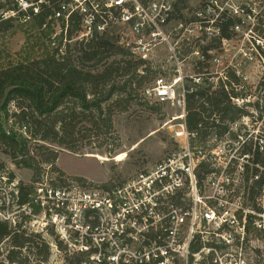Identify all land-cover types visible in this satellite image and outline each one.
Listing matches in <instances>:
<instances>
[{"label": "built area", "instance_id": "1", "mask_svg": "<svg viewBox=\"0 0 264 264\" xmlns=\"http://www.w3.org/2000/svg\"><path fill=\"white\" fill-rule=\"evenodd\" d=\"M0 4L5 6L0 22L21 25L48 10L41 30H51L46 42L58 59L73 56L71 45L114 37L141 64L139 72L146 69L154 78L147 94L183 112L174 119L181 121L174 133L178 150L113 187L65 177L61 186L46 177L21 204L20 184L1 175L0 221L29 234L43 236L52 229L69 253L97 250L91 259L109 264H264V184L252 200L250 187L260 174L245 180L247 167L264 169L243 153L249 145L263 151L264 133L246 140L250 133L237 130L246 117L225 123L224 134L207 137L190 132L185 123L186 94L201 87L238 94L230 97L237 108L248 103L250 69L264 72V0ZM200 166L209 169L201 183ZM10 204L15 206L11 214Z\"/></svg>", "mask_w": 264, "mask_h": 264}, {"label": "trees", "instance_id": "2", "mask_svg": "<svg viewBox=\"0 0 264 264\" xmlns=\"http://www.w3.org/2000/svg\"><path fill=\"white\" fill-rule=\"evenodd\" d=\"M4 7L0 4V11ZM49 13L46 10L34 22L26 25L18 24L15 20L0 22V152L9 156L17 168L33 172L31 184H20L21 204L29 202V195L34 192L33 185L41 181L44 173L41 163L49 164L52 180H55L53 184L58 182L62 186L66 183L63 179L65 175L54 165L57 153L51 151L47 144L74 150L76 127L80 126L85 131L82 137L90 138L91 132L99 126L98 121L103 112L109 110V102L115 93L120 89L124 91L128 83H132V90L141 88L149 79L148 71L144 69V73L139 72L141 64L132 60L113 61L99 69L102 63L99 55L113 51L114 55L123 53L116 41L111 39L79 44L78 55L67 56L64 60L56 58L55 52L46 42L51 30H41ZM21 33L25 42L20 50L11 53L7 44ZM90 63L93 65L86 66ZM125 76H132L125 81L126 86L119 87L111 83L115 77ZM236 96L238 94L227 93L222 89L211 91L210 86L186 94L187 129L203 137L211 133L222 135L228 131L225 123L253 117L245 109L232 104L230 97ZM254 107L258 113L257 119L262 120L264 106L255 103ZM122 111H127V108L124 106ZM103 125L111 128L110 117L106 118ZM243 153L251 154L253 164L264 169V148L260 151L259 146L249 145ZM37 155H41V163ZM208 171V166H200L197 170L200 183ZM3 174L14 179V174L8 173L6 165L0 162V176ZM258 174L259 180L250 187L252 200L260 195L264 171L247 167L246 182ZM67 179L98 186L82 178ZM113 186V182L100 185L106 188ZM54 242L59 250L65 252L63 264H109L105 260L97 262L91 259L98 253L97 250L69 253L57 238ZM3 244L7 247L1 252ZM1 253L6 255L0 264H31L30 258L37 257H42V264L49 260L51 247L41 234H29L21 230L19 225L13 228L9 222L0 221Z\"/></svg>", "mask_w": 264, "mask_h": 264}, {"label": "rangeland", "instance_id": "3", "mask_svg": "<svg viewBox=\"0 0 264 264\" xmlns=\"http://www.w3.org/2000/svg\"><path fill=\"white\" fill-rule=\"evenodd\" d=\"M106 39L116 41L114 37ZM24 42V35L22 33L17 34L8 42L7 48L11 53H15L20 50ZM116 44L118 46V43ZM71 47L73 56L78 55L79 44L71 45ZM122 51L123 53L120 55H114V51L99 55V58L102 59L99 69L113 61L132 60L124 50ZM132 61L134 62V60ZM92 65L90 63L86 66ZM249 73H251V77L247 83V89L250 96L243 109L252 114L253 117L242 119V122L237 125V130L242 128L243 133L249 132L250 135L246 140L252 136L251 139L255 141L258 134L264 131V116L262 121L257 122L254 119L258 117L254 104L259 103L261 107L264 106V72L261 74L258 69L251 68ZM130 77L132 76L115 77L111 83L123 87L126 86L124 85L125 81ZM153 79L152 76H149L148 81L141 88L132 90V83H128L124 91L121 89L117 91L112 101L109 102L111 104L109 110L103 112L98 121L99 126L91 132L90 138L82 137L85 131L80 129V126L76 127L74 150L59 147L56 144H47L51 151L57 153L58 158L54 165L66 178H82L95 185L108 182H113L115 185L124 182L136 173L154 167L178 150L180 145L174 139V133L179 129L178 124L181 121L174 119L181 116L183 112L170 104L156 103L147 94L146 91L152 86ZM103 106L107 108L106 104ZM124 106L127 108L125 112L122 111ZM108 117L112 123L110 129L103 125ZM120 153H123L125 158L123 161H116L115 156ZM95 156L107 158V161L102 162ZM37 160L41 163V155H37ZM0 162L6 165L8 173L14 174L15 180L19 184H31L33 176L31 170L17 168L10 157L2 152H0ZM48 165L41 163V170L44 171L41 177L42 181L47 179L46 177L48 179L51 177V173H49L51 169ZM207 184L208 182L205 183V185ZM5 190L10 194L8 185H6ZM3 191H0V198L4 194ZM6 211L10 214L13 213L15 206L10 204L6 207ZM43 236L50 243L51 256L47 262L42 264H63L65 252L59 250L54 242L57 237L56 232L48 229L43 233ZM63 246L66 245L63 244ZM6 247V244H3L1 252ZM5 255L4 253L0 254V262L5 259ZM41 259L42 257L30 258V262L31 264H40Z\"/></svg>", "mask_w": 264, "mask_h": 264}, {"label": "bare ground", "instance_id": "4", "mask_svg": "<svg viewBox=\"0 0 264 264\" xmlns=\"http://www.w3.org/2000/svg\"><path fill=\"white\" fill-rule=\"evenodd\" d=\"M183 116H179L178 118L176 119H179V118H182ZM92 156V155H91ZM98 158V160L102 161V162H105L107 161V158H104V157H101V156H95ZM125 158V155L123 153H120L118 155L115 156V160L116 161H123Z\"/></svg>", "mask_w": 264, "mask_h": 264}]
</instances>
